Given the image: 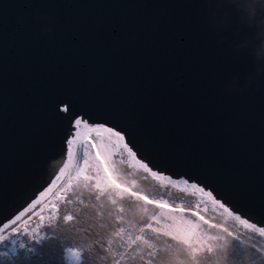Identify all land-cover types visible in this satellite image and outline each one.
Instances as JSON below:
<instances>
[{"label": "water", "instance_id": "obj_1", "mask_svg": "<svg viewBox=\"0 0 264 264\" xmlns=\"http://www.w3.org/2000/svg\"><path fill=\"white\" fill-rule=\"evenodd\" d=\"M204 9L0 0V228L52 182L80 118L264 230V71L208 29Z\"/></svg>", "mask_w": 264, "mask_h": 264}, {"label": "rangeland", "instance_id": "obj_2", "mask_svg": "<svg viewBox=\"0 0 264 264\" xmlns=\"http://www.w3.org/2000/svg\"><path fill=\"white\" fill-rule=\"evenodd\" d=\"M80 120L73 123L75 132L69 138L66 159L52 182L0 228V261L10 259L26 239L43 240L45 228L54 226L62 216L70 220L73 204L69 200L81 189L97 191L111 201L134 199L146 208L149 223L133 224L117 232L120 243L133 253L153 249L148 237L162 235L181 242L195 255L233 241L252 247L264 257V235L210 193L186 180H171L150 171L129 151L120 134ZM146 186L158 193L166 191L167 198L147 194ZM81 252L79 248L67 249L66 263L79 264Z\"/></svg>", "mask_w": 264, "mask_h": 264}, {"label": "trees", "instance_id": "obj_3", "mask_svg": "<svg viewBox=\"0 0 264 264\" xmlns=\"http://www.w3.org/2000/svg\"><path fill=\"white\" fill-rule=\"evenodd\" d=\"M144 191L168 196L166 191L158 193L148 186ZM69 202L73 204L70 220L62 216L54 226L45 228L43 240L26 239L0 264H67L65 253L70 248L81 249L79 264H264V257L255 249L233 241L195 255L181 242L162 235L148 237L153 249L133 253L120 243L117 232L149 223L150 213L140 202L130 198L111 201L86 189L78 190Z\"/></svg>", "mask_w": 264, "mask_h": 264}, {"label": "clouds", "instance_id": "obj_4", "mask_svg": "<svg viewBox=\"0 0 264 264\" xmlns=\"http://www.w3.org/2000/svg\"><path fill=\"white\" fill-rule=\"evenodd\" d=\"M210 31L230 33L233 48L247 53L254 71H264V0H201ZM254 78L250 73L247 83Z\"/></svg>", "mask_w": 264, "mask_h": 264}, {"label": "snow or ice", "instance_id": "obj_5", "mask_svg": "<svg viewBox=\"0 0 264 264\" xmlns=\"http://www.w3.org/2000/svg\"><path fill=\"white\" fill-rule=\"evenodd\" d=\"M77 123H79V121H77ZM75 132V129H73V133ZM254 231H257L260 233V235H264V230H260V229H253Z\"/></svg>", "mask_w": 264, "mask_h": 264}]
</instances>
